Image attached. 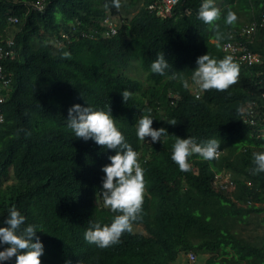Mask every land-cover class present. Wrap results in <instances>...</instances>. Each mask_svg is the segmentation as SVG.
Returning <instances> with one entry per match:
<instances>
[{"label":"trees","instance_id":"trees-1","mask_svg":"<svg viewBox=\"0 0 264 264\" xmlns=\"http://www.w3.org/2000/svg\"><path fill=\"white\" fill-rule=\"evenodd\" d=\"M30 1L0 0V41L14 36V55L4 64L10 89L0 124V227L15 207L26 218L22 228L36 226L41 264H174L189 250L208 254L204 264H264V241L242 235L253 216L264 226V172L251 173L253 153L264 152V135L241 121L248 102L264 105V29L257 25L246 44L261 63L239 66L238 82L227 91H202L196 98L189 87L197 57H226L215 33L197 18L203 0H179L171 18L147 9L158 0H121L119 10L105 7L110 0H48L40 12L29 9ZM217 2L220 45L231 30L259 22L264 12V0ZM228 11L238 18L232 26L224 23ZM106 14L119 22L110 37L102 26ZM9 15L20 23L9 25ZM61 32L68 37L57 46ZM64 51L71 59L61 58ZM161 52L170 66L165 76L150 70ZM131 67L144 77L130 76ZM177 71L188 89L168 79ZM125 89L132 93L126 103ZM173 96L176 105L170 104ZM73 104L105 112L109 107L126 142L141 159L148 157L143 211L133 222L144 233L125 232L104 249L83 234L91 222L110 224L119 214L103 206L101 196V168L115 151L75 137L66 120ZM149 113L153 129H166L161 142L136 136L139 119ZM176 137L217 139L222 153L212 161L193 155L191 170L182 172L171 160ZM220 171L231 174L230 190L211 185ZM0 264H15V258Z\"/></svg>","mask_w":264,"mask_h":264},{"label":"clouds","instance_id":"clouds-1","mask_svg":"<svg viewBox=\"0 0 264 264\" xmlns=\"http://www.w3.org/2000/svg\"><path fill=\"white\" fill-rule=\"evenodd\" d=\"M37 1L38 0H31L28 3L29 9L39 12L43 11L48 0H43V7L41 9L33 8ZM160 1L158 0V2ZM178 2L179 0H177L176 4L172 7L171 15L167 17L157 16L155 10L150 8L151 5L147 6V9L150 12H154L155 16L159 18H171L176 14L175 7ZM220 2L221 0H218L217 3ZM121 6V0H110V3H105L106 8L112 7L119 10ZM185 13H189V10H185ZM263 15L264 12L260 14V18ZM9 16L17 17L16 15ZM220 17V10L215 6L214 0H203L198 9L197 18L208 25L215 33L217 40L216 47H221L226 57L222 60L211 58L208 54L197 57L195 61L197 66L192 70L191 75L193 84H191L190 87L188 80L184 78L181 72H173L168 76L170 80H178L185 89L189 87L191 93L196 98L202 94V91H227L230 86L238 82L239 66L251 67L261 63V57L253 53L246 45L252 40L254 31L260 20L259 22L252 21L245 23L241 28L231 30L228 34V40L220 45L219 41L224 39V34L220 31L219 25L216 23ZM17 19L18 22L16 24H8L12 26L18 25L20 23V18L17 17ZM237 19V15L234 12L228 11L224 18V23L228 26H232ZM102 23L103 28L106 29V35L110 37L117 33L119 22L116 16L106 14L102 19ZM110 23L114 32L111 31ZM250 28H252L251 32L249 34L246 33L245 30ZM81 34L92 36L91 33L83 31ZM9 37L13 38L14 36L11 34L2 40ZM67 37L68 33L61 32L60 36L56 38V45L61 46L64 44ZM227 43L237 45L239 48L238 53H240L243 48H247L251 53L259 57V62L253 65L234 62L231 54L223 49L224 45ZM61 58L71 59V53L64 51L61 54ZM169 67L164 53L161 52L157 54L156 59L151 63L150 70L154 74L165 76L166 70H168ZM7 92H9V90ZM261 92V99L264 100L262 96L264 90ZM131 95L132 93L125 89L121 93L123 102L126 103ZM3 104L1 106V112L3 111ZM170 104H177L175 96L170 100ZM256 108H258V110H256ZM2 115L3 120L0 118V120H2L0 124L4 122L3 112ZM252 119L254 123L251 122ZM66 120L67 128L74 133L77 139H81L85 142L92 140L101 148L115 151V155L108 156L110 163L101 168V171L104 173L101 196L103 199V206L110 209L111 212L119 214L113 217L110 224L102 225L99 221L91 222L83 234L84 240L89 244H94L100 249L111 247L120 242L125 232L132 231L133 222L141 219L144 194L146 193L143 166L148 160L147 154L141 159V152L134 151L132 146L126 142L124 135L115 125V120L110 114L109 107L108 111L105 112L93 110L89 105L81 106L80 104H73L67 111ZM241 121L253 128L259 129L260 132L264 130V127L258 128L264 126V105L262 104L259 106L258 101L255 100L248 102L241 115ZM152 123L153 118L150 113L139 119L138 125L136 126V136L138 140L146 141L145 138L150 137L151 143H156L161 142L162 136L168 135L164 128L153 129ZM176 123V120L169 122L171 125H175ZM219 148L220 141L217 139H208L207 141L198 143L194 137H176L175 143L172 145L171 160L178 166L180 171L188 172L191 170V165L188 162L189 157L197 155L203 161H212L222 153V150ZM147 153H150V151ZM252 163L254 165L251 169L252 174L255 175L264 172V152L253 153ZM223 179L225 182H221ZM232 184L233 182L229 172L220 171L214 173L211 185L216 189H223L225 191L230 190ZM98 206L100 207L101 203H99ZM25 220L26 218L21 215L15 207L9 209L7 218L3 221L6 226L0 227V246L6 245V247L0 251V261H10L15 258V264H41L40 257L43 255L44 251L43 244L40 242L39 237L36 236L37 230L35 225L29 224L27 227H21L25 224ZM34 239L35 242H33ZM187 255L190 260L195 259L193 251L189 250Z\"/></svg>","mask_w":264,"mask_h":264},{"label":"built area","instance_id":"built-area-1","mask_svg":"<svg viewBox=\"0 0 264 264\" xmlns=\"http://www.w3.org/2000/svg\"><path fill=\"white\" fill-rule=\"evenodd\" d=\"M177 0H161L160 2L151 5L150 8L154 9L156 15L159 17H167L171 15L172 7L176 4ZM43 7V0H38L33 8L41 9ZM107 21V20H106ZM18 22L17 17L9 16L8 23L16 24ZM111 27V23L109 24ZM255 25V24H254ZM261 28L264 29V15L260 18L258 24ZM252 28L245 30L246 33H250ZM111 31L114 32V29L111 27ZM14 41L12 37H9L5 40H2L0 43V118L3 120V115L1 112V106L5 101L6 93L9 90L10 78L5 74L3 63L13 57L14 55ZM223 49L228 51L236 63H243L246 65H253L259 62V57L251 53L247 48H243L240 53H238V46L232 43H227L224 45ZM264 97V93L262 94ZM0 120V122L2 121ZM251 122L254 123L252 119Z\"/></svg>","mask_w":264,"mask_h":264},{"label":"rangeland","instance_id":"rangeland-1","mask_svg":"<svg viewBox=\"0 0 264 264\" xmlns=\"http://www.w3.org/2000/svg\"><path fill=\"white\" fill-rule=\"evenodd\" d=\"M128 15H132L128 14ZM128 74L133 77H138V78H143L144 73L142 70H140L137 67H131L129 69ZM261 133L264 135V130H261ZM221 182H225L223 179ZM259 216H253L249 222V224L245 227V230L243 231L244 236L250 237V238H255V237H260L262 241H264V226L259 224ZM132 232H140L143 233V228L141 225H132ZM188 251L185 252H180L178 255V258L174 262V264H204L205 258L209 257L208 254H200L198 252H194L195 259L190 260L187 255Z\"/></svg>","mask_w":264,"mask_h":264}]
</instances>
